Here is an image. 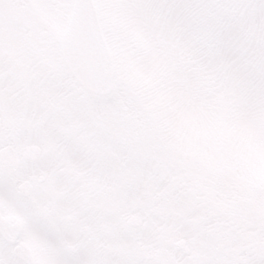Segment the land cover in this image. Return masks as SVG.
Masks as SVG:
<instances>
[{
	"label": "snow or ice",
	"instance_id": "obj_1",
	"mask_svg": "<svg viewBox=\"0 0 264 264\" xmlns=\"http://www.w3.org/2000/svg\"><path fill=\"white\" fill-rule=\"evenodd\" d=\"M0 264H264V0H0Z\"/></svg>",
	"mask_w": 264,
	"mask_h": 264
}]
</instances>
